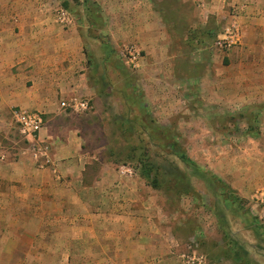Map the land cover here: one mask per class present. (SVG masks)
I'll return each instance as SVG.
<instances>
[{"label": "rangeland", "instance_id": "374dc122", "mask_svg": "<svg viewBox=\"0 0 264 264\" xmlns=\"http://www.w3.org/2000/svg\"><path fill=\"white\" fill-rule=\"evenodd\" d=\"M49 3L53 14L55 6L66 9L79 29L95 86L92 97L79 98L88 109L69 110L65 118L77 128L91 169L121 174L126 166L141 179V167L155 169L161 188L140 182L163 203L164 219L183 245L194 239L209 264L219 255H233L228 242L236 240L264 264L257 234L264 231L263 214L251 201L264 187V59L256 64L257 51L251 49L241 65L240 53H234L238 45L226 54L214 52L230 5L205 12L198 0ZM150 10L168 27L151 53L145 19ZM130 45L142 56L136 69L124 63L123 49ZM8 119L10 136L0 130L3 150L24 149L11 114ZM178 154L195 166L185 165Z\"/></svg>", "mask_w": 264, "mask_h": 264}, {"label": "crops", "instance_id": "0c3cea01", "mask_svg": "<svg viewBox=\"0 0 264 264\" xmlns=\"http://www.w3.org/2000/svg\"><path fill=\"white\" fill-rule=\"evenodd\" d=\"M51 1L0 0V130L10 136L8 116L14 108L48 114L40 136L50 143L55 163L39 167L21 148L4 150L0 264H180L178 253L188 241L183 245L184 239L167 225L163 203L140 182L146 179L102 166L91 169L77 128L65 119L71 112L60 102L92 97L95 86L79 29L57 22L55 9L60 6L53 14ZM198 1L205 12L244 4L241 40L234 53H240L243 65V53L254 49L256 64L259 60L263 65L264 0ZM146 14L151 53L157 40L168 35V27L154 10ZM214 52L227 53L215 47ZM148 65L153 67V62ZM248 190L243 187V195ZM209 264L235 262L219 255Z\"/></svg>", "mask_w": 264, "mask_h": 264}, {"label": "built area", "instance_id": "2783aa9c", "mask_svg": "<svg viewBox=\"0 0 264 264\" xmlns=\"http://www.w3.org/2000/svg\"><path fill=\"white\" fill-rule=\"evenodd\" d=\"M244 10V4L230 6L226 14V20L222 23L221 31L213 42L215 48L228 52L239 45L241 40L239 17L244 13ZM55 19L65 26H69L72 23L69 12L61 6L55 9ZM123 59L128 67L136 69L140 67L142 56L136 46L130 45L124 47ZM60 107L66 111H84L88 109V102L75 97L61 101ZM11 117L18 133L26 141L23 151L28 153L39 167H54L51 145L40 136V131L45 125L44 113L36 110L14 108L11 111ZM3 157L4 150L0 143V161ZM120 173L124 176L132 177L134 171L132 168L125 166L120 169ZM251 201L260 208L264 221V187L255 191ZM178 260L180 264H207L206 255L199 250L197 242L193 239L189 240L178 253Z\"/></svg>", "mask_w": 264, "mask_h": 264}, {"label": "trees", "instance_id": "16d2710c", "mask_svg": "<svg viewBox=\"0 0 264 264\" xmlns=\"http://www.w3.org/2000/svg\"><path fill=\"white\" fill-rule=\"evenodd\" d=\"M179 155V158L180 160L185 164V165H193L194 163L189 159L187 158L186 156L184 155H181V154H178ZM195 166V165H193ZM194 168V167H193ZM144 169V171H143ZM196 171L197 169L194 168ZM153 170V169H152ZM150 168H148L146 165L141 167V174L143 175L142 178H145L146 181L149 180V182L151 183L150 185L154 188H161L160 185H158L156 183V177L158 176L157 175V172H155V169L152 171ZM200 173V172H199ZM201 174V173H200ZM257 230H261V228L258 226L257 227ZM259 238H261L260 240H262L263 242V245L261 247V244H260V247L262 249H264V231H260L259 233H257ZM261 242V241H260ZM228 245L230 246V248H233L232 250H234V253L233 255L231 256H228V258H231L235 264H259L258 262L252 260L249 256V253L247 251V249L244 248L243 244L240 243L239 241H236V240H233V241H229L228 242Z\"/></svg>", "mask_w": 264, "mask_h": 264}]
</instances>
